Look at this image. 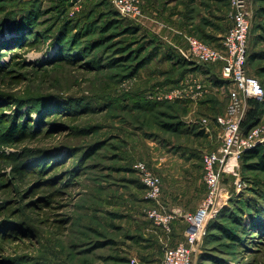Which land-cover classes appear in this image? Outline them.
I'll return each mask as SVG.
<instances>
[{"label":"rangeland","instance_id":"374dc122","mask_svg":"<svg viewBox=\"0 0 264 264\" xmlns=\"http://www.w3.org/2000/svg\"><path fill=\"white\" fill-rule=\"evenodd\" d=\"M149 1L182 4V22L210 27V43L231 26L229 1L146 0L143 12ZM249 10L248 72L264 82V0H252ZM144 18L117 15L105 0H0V264H119L132 216L147 218L152 207L141 162L161 177L163 194L175 196V173L152 167L164 156L156 148L176 158L178 146L190 150L196 140L166 132L165 109H147L167 101L153 85L170 65L158 39L127 33ZM255 101L247 115L264 126V98ZM175 158L167 162L173 169L181 163ZM242 177L240 168L222 176L229 199L218 215L242 242L209 229L194 264H264V235L242 233L253 222L263 227V185Z\"/></svg>","mask_w":264,"mask_h":264},{"label":"built area","instance_id":"2783aa9c","mask_svg":"<svg viewBox=\"0 0 264 264\" xmlns=\"http://www.w3.org/2000/svg\"><path fill=\"white\" fill-rule=\"evenodd\" d=\"M123 17L139 20L143 17L146 0H108ZM252 0H230L231 27L223 38L220 47L202 41L194 35L181 34L188 46L179 50L184 59L204 66H219L223 86L228 87L229 104L224 114L215 117L191 118V126L199 125L201 130L209 131L211 124L220 130V145L217 150L203 156L204 184L206 196L194 213H185L179 208H168L163 200V183L147 164L136 167L142 175L147 198L152 207L146 212L152 225L167 235L173 233L174 223H186L184 238L175 247H166L162 264H194V257L204 243L208 224L215 220L223 209L229 192L222 184V176L238 175L240 156L259 144H264V126H257L246 133L243 123L252 100L264 98V87L257 77L248 73L249 39L251 31L250 4ZM228 81L229 83H225ZM194 90L174 88L162 90L159 98L174 102L197 99L204 94L205 86L191 81ZM238 189L242 183H237ZM135 264V260H132Z\"/></svg>","mask_w":264,"mask_h":264},{"label":"crops","instance_id":"0c3cea01","mask_svg":"<svg viewBox=\"0 0 264 264\" xmlns=\"http://www.w3.org/2000/svg\"><path fill=\"white\" fill-rule=\"evenodd\" d=\"M172 4L173 3L170 2L162 7L149 1L144 9L145 18L143 22L140 23L143 31H145L147 35L158 39L157 41L161 43L165 52L168 49H173L179 54V50H186L188 48L181 34L199 35L198 37L203 38L210 44V27L207 29L198 28L185 21L182 22L184 18L182 9L184 6L181 4L177 8L171 9L170 5ZM192 16H194L193 19L195 22L198 21L197 13L193 12ZM162 25H166V28L162 27ZM223 38L211 44L215 47H220ZM214 72L220 75V67L215 66ZM193 80L205 86L204 94L197 99L174 101L189 105L190 112L185 118L190 120L191 118L200 119L208 115L213 116L214 111H212V107L216 109V114H224L229 104L228 87L223 86V84H216L213 74H207L198 70L186 73L175 88H186L192 91L194 89H192L190 84ZM209 96L214 99L215 102L208 103L207 106H205L204 101ZM207 107L211 108L212 113ZM195 126L199 127L198 131H201L199 125ZM202 131L204 132L203 136H193L196 140L193 148H190V150H179L180 157L176 156L175 158V155L167 148V150L161 149L160 146L156 148L157 151L164 152V156L160 158H155V156L153 159L156 163H153L152 167L166 174L175 173V183L180 181V183L176 185L177 188L174 190L176 193L175 196L170 193L166 194V190L165 195L163 194V202L170 209L179 208L185 213H194L200 205V200L202 201L205 197L206 186L203 180V156L207 152H213L218 149L220 145V130L215 124H211L209 131ZM181 147L183 148V146ZM152 149L154 150L155 148ZM172 157L176 159L174 161L181 162L174 169L172 166L168 165L169 160H173ZM188 200H190V202H188ZM131 220L133 221V235L138 236L139 234L140 239L138 238V242L129 240L127 252L130 257H133L131 260H135L137 264H162L165 248L167 246L175 247L184 238L186 223L183 220H177L174 223L173 233L171 235H167L161 229L154 227L149 223V220L140 213L133 215ZM156 249L160 252V256L158 260H151L150 254Z\"/></svg>","mask_w":264,"mask_h":264},{"label":"trees","instance_id":"16d2710c","mask_svg":"<svg viewBox=\"0 0 264 264\" xmlns=\"http://www.w3.org/2000/svg\"><path fill=\"white\" fill-rule=\"evenodd\" d=\"M106 2L109 3V5L112 7L113 11L117 14L120 15L115 9L114 7L110 4V2L108 0H105ZM212 1H218V2H226L229 1V5H230V0H212ZM231 27V26H230ZM128 30L127 33L131 34V35H138L140 33H143V29L141 28V26H138L136 24H133L131 22V24H128L127 26ZM145 35V34H144ZM189 35H193V34H189ZM200 39L204 42H206L207 44H209L206 40H204L203 38L200 37ZM158 43V41H157ZM211 46H214L213 44H209ZM249 59H250V54L248 56V70H249ZM253 59V58H252ZM154 60V59H153ZM163 61L168 62V64L170 65L169 69L165 72H162V78L163 80H161L160 82H158L157 84L153 85L154 87H160V88H164V89H173L176 86H178L180 79L188 72H194V71H198L201 70L204 73L207 74H213L214 80L216 84H224V82L221 80L220 75L215 74L214 72V67L215 66H204V65H200V64H196V63H192L187 61L186 59H184L182 57V55L179 53L177 54L173 49H168L166 52H164L163 55ZM152 62L151 60H148L146 62H141L139 63V65L132 71L129 72V76H136L140 73V71H142L146 66H148L150 63ZM249 73V72H248ZM250 74V73H249ZM259 79V78H258ZM260 80V79H259ZM261 84L264 87V82L261 81ZM215 102L214 99L207 97L206 100L204 101L205 106H207L208 103H212ZM140 102L135 101V107L136 110L139 109ZM250 104L259 106V103H256L255 100L250 101ZM147 106L142 105L141 106V110H145V112H154L155 110H157L158 108H162L165 109V111L161 112V116L163 118H166V122L162 123V128L171 134H177L178 137H180L181 139H186V138H190V136H203L204 132L198 131L199 127L197 126H193L191 128L187 127L185 122H184V118L188 115V113L190 112V108L188 104H183L180 102H162V103H150L149 107L147 108L148 111L145 109ZM209 107V106H208ZM210 112L212 113V111H214V115L210 116V117H215L217 113L216 109L214 107L213 110ZM209 116V115H208ZM170 120H173L172 122H168ZM253 120H254V116L253 118L250 116V114L248 113L245 122L243 123V128L244 131L246 133L250 132L251 129L255 128L256 126L253 124ZM181 146H178V150H181ZM239 163H240V169H241V174L244 173V177H242V182L245 183L247 181H249L250 184H255L258 187H261L262 185V189L260 190V192L263 193V189H264V144H259L258 146H256L254 149L247 151L245 153H243L240 156L239 159ZM204 169V168H203ZM246 175H249L250 177L246 178ZM256 193H259L258 191H256ZM264 196V193H263ZM264 198V197H263ZM220 218L218 217L217 219L211 221L208 225V229H207V235L205 237L204 242L207 240V238L209 237L210 233H209V229H213V230H217L219 231L225 238L235 241L236 243L242 242L241 238L239 236H237L234 233V230H231L229 228H227L226 226H224V224H221V222H219ZM239 222H243L242 220H240ZM150 224H152L149 221ZM262 223V222H261ZM243 224V223H242ZM260 223H256L253 222L251 224H249L248 227H244L243 226V234L249 235L250 231H252L253 233H257L259 235H264V222H263V227H259ZM138 236H131L130 239L133 241H139ZM205 261L209 260L208 258L204 259ZM116 261L119 264H129L130 262V258H129V254L126 252L124 254H122L121 256H118L116 258Z\"/></svg>","mask_w":264,"mask_h":264},{"label":"water","instance_id":"95a60500","mask_svg":"<svg viewBox=\"0 0 264 264\" xmlns=\"http://www.w3.org/2000/svg\"><path fill=\"white\" fill-rule=\"evenodd\" d=\"M225 83H227V84H228L229 82H228V81H225Z\"/></svg>","mask_w":264,"mask_h":264}]
</instances>
